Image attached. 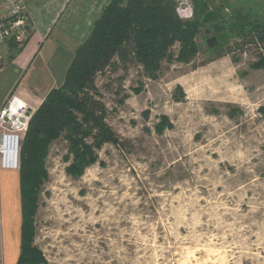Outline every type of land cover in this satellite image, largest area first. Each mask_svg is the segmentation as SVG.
Segmentation results:
<instances>
[{"label":"rangeland","instance_id":"rangeland-1","mask_svg":"<svg viewBox=\"0 0 264 264\" xmlns=\"http://www.w3.org/2000/svg\"><path fill=\"white\" fill-rule=\"evenodd\" d=\"M213 2L264 19V0ZM205 27L189 64L176 42L151 74L133 62L97 74L124 145L95 149L74 179L71 143L50 145L34 217L43 264H264V69L254 47L216 58Z\"/></svg>","mask_w":264,"mask_h":264},{"label":"trees","instance_id":"trees-1","mask_svg":"<svg viewBox=\"0 0 264 264\" xmlns=\"http://www.w3.org/2000/svg\"><path fill=\"white\" fill-rule=\"evenodd\" d=\"M190 1L193 16L181 20L176 14L175 0H110L89 36L76 49L63 83L52 88L33 112L19 149L22 238L16 264L45 263L33 239L40 185L48 179L46 158L50 145L62 135L71 143L74 158L66 173L73 179L95 163V149L105 143L124 145L104 122L107 108L95 84L97 74L119 69L125 72L130 62L151 74L161 67L165 57L171 61L169 50L176 42L180 43V49L175 60L189 64L201 51L194 38L202 30V18L210 9L236 39L230 46L227 41L208 50L216 51V58H220L234 49L254 47L256 60L251 68L264 69V19L254 15L252 9L235 4L225 15L222 6L211 8L214 0ZM10 41L15 44L13 39ZM178 89L183 91L181 87ZM89 137L91 142H87Z\"/></svg>","mask_w":264,"mask_h":264},{"label":"crops","instance_id":"crops-1","mask_svg":"<svg viewBox=\"0 0 264 264\" xmlns=\"http://www.w3.org/2000/svg\"><path fill=\"white\" fill-rule=\"evenodd\" d=\"M109 2L21 0L30 35L20 50L10 40L0 44V109L16 96L34 112L48 92L63 83L76 49ZM21 238L19 170L0 167V264L17 263Z\"/></svg>","mask_w":264,"mask_h":264},{"label":"built area","instance_id":"built-area-1","mask_svg":"<svg viewBox=\"0 0 264 264\" xmlns=\"http://www.w3.org/2000/svg\"><path fill=\"white\" fill-rule=\"evenodd\" d=\"M176 13L181 20H188L193 16V6L190 0H175ZM0 44L13 39L15 44L23 47L30 35V23L21 0H0ZM30 109L22 99L12 96L8 103L0 109V167L18 168L19 162L14 166L5 165L7 150L6 142L15 137L18 154L21 141L28 128L31 118Z\"/></svg>","mask_w":264,"mask_h":264},{"label":"water","instance_id":"water-1","mask_svg":"<svg viewBox=\"0 0 264 264\" xmlns=\"http://www.w3.org/2000/svg\"><path fill=\"white\" fill-rule=\"evenodd\" d=\"M206 24H211V29H205V33L208 34L210 32L216 34V36H212L206 40L208 48H212L219 43H225L229 40V34L225 28L224 22L218 20V16L214 11L210 10L204 14L201 25L205 27Z\"/></svg>","mask_w":264,"mask_h":264},{"label":"bare ground","instance_id":"bare-ground-1","mask_svg":"<svg viewBox=\"0 0 264 264\" xmlns=\"http://www.w3.org/2000/svg\"><path fill=\"white\" fill-rule=\"evenodd\" d=\"M28 110H29L30 115H31L33 113L32 109H28ZM5 148L7 150V154L5 156V165L9 166V167L10 166H14L18 162V154H17V152H15V148H16L15 137H10L9 138L8 142H6ZM13 169H16V168H13Z\"/></svg>","mask_w":264,"mask_h":264},{"label":"flooded vegetation","instance_id":"flooded-vegetation-1","mask_svg":"<svg viewBox=\"0 0 264 264\" xmlns=\"http://www.w3.org/2000/svg\"><path fill=\"white\" fill-rule=\"evenodd\" d=\"M219 20V19H218ZM220 21V20H219ZM205 29H208V30H210L211 29V24H209L208 26H206V28H204V33H205ZM212 36H216V34L215 33H208V34H206L205 33V41L207 40V39H209L210 37H212Z\"/></svg>","mask_w":264,"mask_h":264}]
</instances>
